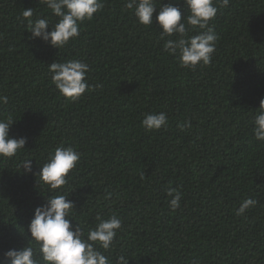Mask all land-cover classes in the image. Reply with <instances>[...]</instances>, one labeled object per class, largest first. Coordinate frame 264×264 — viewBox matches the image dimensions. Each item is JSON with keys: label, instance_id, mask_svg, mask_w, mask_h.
I'll use <instances>...</instances> for the list:
<instances>
[{"label": "trees", "instance_id": "obj_1", "mask_svg": "<svg viewBox=\"0 0 264 264\" xmlns=\"http://www.w3.org/2000/svg\"><path fill=\"white\" fill-rule=\"evenodd\" d=\"M124 2L104 0L79 37L57 49L30 39L22 19L32 8L33 19L43 15L54 25L42 0H0V96L8 97L0 118L15 120L11 138H26L18 156L0 157V259L27 245L33 211L51 195L39 186L40 165L63 145L81 154L58 190L70 191L72 225L93 227L97 215L122 220L104 252L110 260L264 264V144L251 131L264 97V0L227 7L213 0L216 48L210 64L193 69L163 51L176 36L160 39L155 12L146 27ZM161 3L181 7V22L188 15L183 0ZM68 59L90 68L92 90L77 101L58 94L47 70ZM148 112L166 113L167 125L146 131L140 121ZM185 121L191 127H178ZM24 159L30 172L20 168ZM168 188L182 193L175 211ZM248 197L257 205L236 215Z\"/></svg>", "mask_w": 264, "mask_h": 264}, {"label": "clouds", "instance_id": "obj_2", "mask_svg": "<svg viewBox=\"0 0 264 264\" xmlns=\"http://www.w3.org/2000/svg\"><path fill=\"white\" fill-rule=\"evenodd\" d=\"M41 2V0H39ZM46 8L57 18L50 26L46 16L33 19V9H24L22 19L27 20L30 39L39 38L57 49L75 40L80 35V25L91 20L93 15L104 7V0H42ZM219 7H227L229 0H217ZM213 0H183L188 15L181 22V7L176 3H159L157 0H125L124 8L131 10L137 23L143 26L153 25V14L160 28V39H167L163 51L174 56L181 67L193 69L197 65L211 63L218 36L209 27V22L216 16L218 7ZM186 21V22H185ZM51 28L49 31L48 29ZM195 32L194 35H190ZM51 83L58 94L64 98L77 101L92 86L86 79L89 65L82 60L68 59L54 61L47 65ZM8 97L0 96V104H7ZM11 115L0 118V157L13 158L24 149L26 138H11L10 126L14 123ZM168 122L164 112H148L140 121L146 131H159ZM252 134L255 140L264 144V97L260 99L259 108L251 118ZM184 129L191 127L188 121L179 124ZM81 154L73 147H56L49 152L45 162L40 165L38 173L39 186H44L51 195L44 204L36 207L28 225L30 239L26 246L9 248L3 253L0 264H128V258L121 254L110 260L104 252L113 248L117 230L121 229L122 220L115 214L107 219L100 215L95 217L93 227L72 225L74 204L67 199L70 191H58L68 185L69 173L73 170ZM31 171V160L24 159L20 168ZM140 179H144L141 173ZM111 193H109V196ZM171 197L169 208L175 211L180 207L182 193L178 189L168 188ZM107 198V197H106ZM258 201L248 197L243 200L236 215H242ZM70 218V219H69ZM31 242V243H30ZM192 264H199L193 259Z\"/></svg>", "mask_w": 264, "mask_h": 264}]
</instances>
